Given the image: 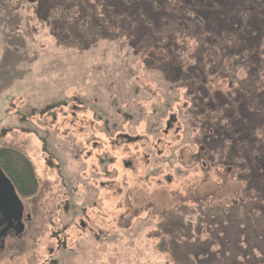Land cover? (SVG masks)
<instances>
[{"label": "rangeland", "instance_id": "374dc122", "mask_svg": "<svg viewBox=\"0 0 264 264\" xmlns=\"http://www.w3.org/2000/svg\"><path fill=\"white\" fill-rule=\"evenodd\" d=\"M0 148L38 184L0 264H264V10L0 0Z\"/></svg>", "mask_w": 264, "mask_h": 264}, {"label": "trees", "instance_id": "16d2710c", "mask_svg": "<svg viewBox=\"0 0 264 264\" xmlns=\"http://www.w3.org/2000/svg\"><path fill=\"white\" fill-rule=\"evenodd\" d=\"M252 2L259 8L264 10V0H252ZM201 87H203L204 92L202 98H205L204 106L206 103L211 104L213 110L216 111V114L219 117L217 121L214 122V124L217 125V127L222 128L227 136L231 135V133L233 132L232 124L234 123V121L230 120L231 116L227 114V108L229 106H233V104L235 103L234 100L225 101V95L221 93H219L218 95L215 93V95L213 94L211 95V97H209L210 94L205 89V86ZM223 101L227 104L228 107H224ZM222 120H228V127L230 126L229 123H231V126L228 130L221 127ZM256 130L257 129L255 128H252L250 130L248 129L247 137L237 139L235 142H233L236 149V154L238 156L241 155L244 158L246 154L251 152V150L257 149L262 146L261 141L255 138ZM239 144H243V147L241 149H238ZM0 167L13 181L16 190L23 197L33 196L36 193L38 184L34 176L31 164L22 154L11 149L0 148Z\"/></svg>", "mask_w": 264, "mask_h": 264}, {"label": "flooded vegetation", "instance_id": "af4514ba", "mask_svg": "<svg viewBox=\"0 0 264 264\" xmlns=\"http://www.w3.org/2000/svg\"><path fill=\"white\" fill-rule=\"evenodd\" d=\"M128 166L130 165L128 164ZM1 170L3 174L5 175V177L10 181L11 185L14 188L16 195L18 196V198L20 199L22 203L23 212H22V217H21V223L24 226V231H23L24 233L27 228V225H29L31 222V216L23 204V198L25 197H23L16 190V187L13 181L7 176V174L3 171V169ZM7 209L11 210L10 214H8ZM4 212L6 214V217L3 214ZM15 213L16 212H15L14 203L11 200H9L8 194L0 186V252L5 249L6 240L17 239L18 237H21L23 235V233L18 236L15 235L14 228L16 227L17 222L14 219H12Z\"/></svg>", "mask_w": 264, "mask_h": 264}, {"label": "water", "instance_id": "95a60500", "mask_svg": "<svg viewBox=\"0 0 264 264\" xmlns=\"http://www.w3.org/2000/svg\"><path fill=\"white\" fill-rule=\"evenodd\" d=\"M0 186L8 194L9 200H11L15 205L16 213L12 219H14L17 222L16 227L14 228V231H15V235L18 236L22 234L24 231V226L21 223L23 206H22L20 199L16 195L13 186L11 185L10 181L5 177L1 169H0ZM7 211H8V214L11 213V210L9 209H7ZM3 214L6 217L5 212Z\"/></svg>", "mask_w": 264, "mask_h": 264}]
</instances>
